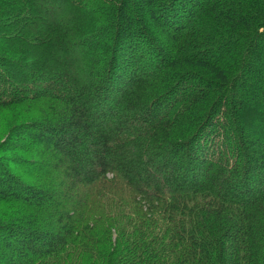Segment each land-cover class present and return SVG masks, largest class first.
Returning <instances> with one entry per match:
<instances>
[{
	"label": "trees",
	"instance_id": "16d2710c",
	"mask_svg": "<svg viewBox=\"0 0 264 264\" xmlns=\"http://www.w3.org/2000/svg\"><path fill=\"white\" fill-rule=\"evenodd\" d=\"M14 108L0 264H264V0H0Z\"/></svg>",
	"mask_w": 264,
	"mask_h": 264
},
{
	"label": "rangeland",
	"instance_id": "374dc122",
	"mask_svg": "<svg viewBox=\"0 0 264 264\" xmlns=\"http://www.w3.org/2000/svg\"><path fill=\"white\" fill-rule=\"evenodd\" d=\"M24 108H26L24 110L25 116L30 118V114L33 112L29 113L28 108ZM15 110V108L11 109L8 118H6V115L0 117V144L5 145L2 154L5 155V164L9 166L13 172H18L23 175L25 178L22 177V181L27 184L28 180L33 182L36 181L35 178L38 176L44 177L48 175L51 171H47V169H49L48 164L52 161V159L48 157L53 155V152L44 146H24L21 143L22 138L20 135H15L14 137V140H19L18 145L11 146L7 143L9 137L13 133L12 127L22 124V122L13 118L15 116ZM44 163L45 165L43 166Z\"/></svg>",
	"mask_w": 264,
	"mask_h": 264
}]
</instances>
